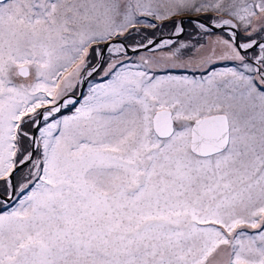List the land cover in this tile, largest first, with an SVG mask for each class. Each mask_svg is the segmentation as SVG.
Segmentation results:
<instances>
[{
	"label": "snow or ice",
	"instance_id": "snow-or-ice-1",
	"mask_svg": "<svg viewBox=\"0 0 264 264\" xmlns=\"http://www.w3.org/2000/svg\"><path fill=\"white\" fill-rule=\"evenodd\" d=\"M0 264H264V0H0Z\"/></svg>",
	"mask_w": 264,
	"mask_h": 264
},
{
	"label": "rangeland",
	"instance_id": "rangeland-1",
	"mask_svg": "<svg viewBox=\"0 0 264 264\" xmlns=\"http://www.w3.org/2000/svg\"><path fill=\"white\" fill-rule=\"evenodd\" d=\"M173 18H178V19H181V17H173ZM175 19V20H176ZM188 20H185V27H186V22H187ZM193 22V21H192ZM166 26L163 28V29H161V30H158L161 34H166V36H163V37H168V36H170L171 34V25H172V21H165V22H163ZM190 35H191V33L190 32H188V33H186L183 37L181 36L180 37V39H182L183 38V40H187V39H189V37H190ZM141 54H144V53H141ZM132 56H133V59H136V55L135 54H131Z\"/></svg>",
	"mask_w": 264,
	"mask_h": 264
},
{
	"label": "flooded vegetation",
	"instance_id": "flooded-vegetation-1",
	"mask_svg": "<svg viewBox=\"0 0 264 264\" xmlns=\"http://www.w3.org/2000/svg\"><path fill=\"white\" fill-rule=\"evenodd\" d=\"M193 15H194V14H193ZM201 18L203 19L204 17H201ZM186 29H187L186 33L190 32V33L192 34V33H194V32L196 31L195 26H194V23L192 22V20H188V21L186 22ZM186 33H185V34H186ZM170 34H171V33H170ZM185 34H184V35H185ZM184 35H183V36H184ZM161 36H162V37H163V36H166V34L164 35V34H161V33H160V35H157V37H161ZM183 36H182V37H183ZM182 39H183V38H182Z\"/></svg>",
	"mask_w": 264,
	"mask_h": 264
},
{
	"label": "trees",
	"instance_id": "trees-1",
	"mask_svg": "<svg viewBox=\"0 0 264 264\" xmlns=\"http://www.w3.org/2000/svg\"><path fill=\"white\" fill-rule=\"evenodd\" d=\"M173 20H175L176 18H172ZM178 19V18H177ZM169 21H171V20H169ZM152 34V30H150L149 31V35H151ZM155 35L157 36V35H160V32L158 31V30H156L155 31Z\"/></svg>",
	"mask_w": 264,
	"mask_h": 264
}]
</instances>
